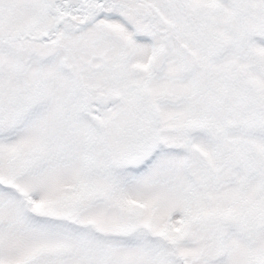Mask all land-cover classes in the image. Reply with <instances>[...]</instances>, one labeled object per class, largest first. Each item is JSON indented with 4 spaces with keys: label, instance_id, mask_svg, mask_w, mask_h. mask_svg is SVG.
Returning a JSON list of instances; mask_svg holds the SVG:
<instances>
[{
    "label": "snow or ice",
    "instance_id": "1",
    "mask_svg": "<svg viewBox=\"0 0 264 264\" xmlns=\"http://www.w3.org/2000/svg\"><path fill=\"white\" fill-rule=\"evenodd\" d=\"M0 264H264V0H0Z\"/></svg>",
    "mask_w": 264,
    "mask_h": 264
}]
</instances>
